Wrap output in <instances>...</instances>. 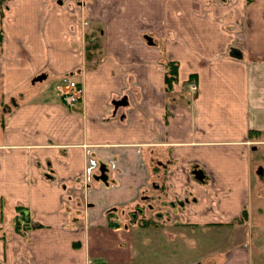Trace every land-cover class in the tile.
I'll return each mask as SVG.
<instances>
[{"label": "crops", "instance_id": "obj_1", "mask_svg": "<svg viewBox=\"0 0 264 264\" xmlns=\"http://www.w3.org/2000/svg\"><path fill=\"white\" fill-rule=\"evenodd\" d=\"M261 146L264 0H0V264H264Z\"/></svg>", "mask_w": 264, "mask_h": 264}, {"label": "flooded vegetation", "instance_id": "obj_2", "mask_svg": "<svg viewBox=\"0 0 264 264\" xmlns=\"http://www.w3.org/2000/svg\"><path fill=\"white\" fill-rule=\"evenodd\" d=\"M200 168L195 166L193 168L190 169V174H194L195 172H197L198 176L201 177V173H200ZM104 173L101 171V173L99 174V176L102 178V175ZM196 176V174H194ZM206 177V176H205ZM204 177V181H207V177L205 178ZM160 188V187H159ZM163 195L164 194H158L157 196V200H160L162 202V205L163 207L166 206V210L168 213L170 212V215L168 216V218H172V213H176V208L178 206L181 207V209L186 205V200L189 199L190 201H197V198L196 196L194 195L193 192H189V195L185 198V199H180V200H177V201H172V202H167L165 200H162L163 198ZM150 196V200H148V203L147 204H144L142 206H139V205H136L134 206L133 208H131V210L127 213V217H129L128 219V224H131V223H137V222H140L143 224L142 220L143 219H146L147 221V225H149V221L150 222H153V219H157L158 217H161V216H164V214L162 213V209H157L155 204L152 203V198L153 197V194L149 195ZM147 200V198H146ZM167 206L170 207V210L167 208ZM162 207V208H163ZM148 212H153V214L149 217H145V215H147ZM166 216V218H167ZM173 219H176V217H173ZM144 225V224H143Z\"/></svg>", "mask_w": 264, "mask_h": 264}, {"label": "rangeland", "instance_id": "obj_3", "mask_svg": "<svg viewBox=\"0 0 264 264\" xmlns=\"http://www.w3.org/2000/svg\"><path fill=\"white\" fill-rule=\"evenodd\" d=\"M172 69H174L175 70V74H174V77H175V79H176V73H177V71H176V68L174 67V68H172ZM190 82H196L194 79H192V78H190L189 80H187V82H186V86L190 83ZM194 95L196 94V92L195 93H193ZM261 153L264 155V146H261ZM107 154V153H106ZM100 156H101V154H99ZM92 157L94 158V155H92ZM102 158H104V156L102 155L101 156ZM92 158V159H93ZM260 160H262L263 161V163H264V156H262L261 157V159ZM254 161H256V158L254 159ZM99 163L100 162H98V160L95 162H92L91 163V166H92V169H97V171H96V173H93L95 176V178L97 179V177H99V174L101 173V167H103V166H100L99 165ZM164 175H165V172H162V182H163V177H164ZM263 180H264V176H263ZM101 181V180H100ZM153 190H155L154 191V198L152 199V203H154L155 204V206H156V208L157 209H162V207H163V205H162V202L160 201V200H157L156 198H157V196H158V194L160 193L159 191L158 192H156L157 191V189L155 188V187H150V190H149V192H152ZM161 190H165V188H164V186H162L161 187ZM139 201H137V203H138ZM115 208H118V206L117 205H114V207L112 208V209H110V210H113V209H115ZM167 208L170 210V207L169 206H167ZM153 214V212H148L147 213V215H152ZM172 219H173V217H176V219H183V217H184V215H181V214H177V213H172ZM169 216H171V215H169ZM167 218H168V216H167ZM127 219H129V217H127ZM179 221V220H178ZM39 226V225H38ZM37 226V227H38Z\"/></svg>", "mask_w": 264, "mask_h": 264}, {"label": "built area", "instance_id": "obj_4", "mask_svg": "<svg viewBox=\"0 0 264 264\" xmlns=\"http://www.w3.org/2000/svg\"><path fill=\"white\" fill-rule=\"evenodd\" d=\"M64 83L65 85L62 87L63 98L68 105L75 106L83 93V87L80 86L76 81L67 77L64 78ZM188 86L192 91L197 89V84L195 82H190Z\"/></svg>", "mask_w": 264, "mask_h": 264}, {"label": "trees", "instance_id": "obj_5", "mask_svg": "<svg viewBox=\"0 0 264 264\" xmlns=\"http://www.w3.org/2000/svg\"><path fill=\"white\" fill-rule=\"evenodd\" d=\"M171 73H172V76H169L167 77V80L169 81V84L172 83V81L175 79L174 77V74H175V70L174 69H171ZM246 214V211H244V215Z\"/></svg>", "mask_w": 264, "mask_h": 264}, {"label": "water", "instance_id": "obj_6", "mask_svg": "<svg viewBox=\"0 0 264 264\" xmlns=\"http://www.w3.org/2000/svg\"><path fill=\"white\" fill-rule=\"evenodd\" d=\"M101 170H102V172H103V167H101ZM106 178V176L103 174L102 175V179H105ZM202 178V177H201Z\"/></svg>", "mask_w": 264, "mask_h": 264}]
</instances>
